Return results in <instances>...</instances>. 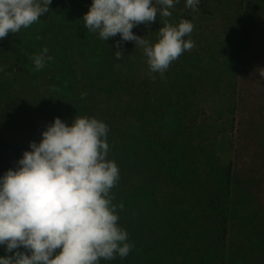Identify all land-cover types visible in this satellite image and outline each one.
<instances>
[{
    "label": "trees",
    "instance_id": "16d2710c",
    "mask_svg": "<svg viewBox=\"0 0 264 264\" xmlns=\"http://www.w3.org/2000/svg\"><path fill=\"white\" fill-rule=\"evenodd\" d=\"M63 2L52 0L33 29L0 39V177L54 118L68 126L95 118L108 127L106 159L119 169L112 204L133 245L126 257L98 264H264V91L248 71L252 55L239 52L225 85L197 49L152 73L134 42L121 45L118 60L119 34L104 41L83 20L59 22ZM44 48L52 59L37 71L32 57ZM235 94L239 111L215 127L205 103ZM230 124L234 154L223 162L215 140Z\"/></svg>",
    "mask_w": 264,
    "mask_h": 264
},
{
    "label": "clouds",
    "instance_id": "9594fccd",
    "mask_svg": "<svg viewBox=\"0 0 264 264\" xmlns=\"http://www.w3.org/2000/svg\"><path fill=\"white\" fill-rule=\"evenodd\" d=\"M51 3L0 0V39L37 23ZM198 4L199 0H186L193 11ZM173 6L174 0H93L83 21L88 31L98 32L104 41L120 35L116 59L124 56L121 45L131 41L143 48L150 72L163 74L195 46L184 39L193 31V23L181 20L173 26L166 21L155 44L132 29L141 24L148 27L158 13L170 17L168 9ZM47 52L44 48L32 57L37 71L46 59H52ZM259 74L264 76V69ZM107 132V125L95 118L75 117L68 126L56 117L39 143H29L31 150L24 151L16 168L0 177V245L11 253L0 257V264H98L101 258L129 254L133 245L117 225L110 194L119 180V169L106 159Z\"/></svg>",
    "mask_w": 264,
    "mask_h": 264
},
{
    "label": "rangeland",
    "instance_id": "374dc122",
    "mask_svg": "<svg viewBox=\"0 0 264 264\" xmlns=\"http://www.w3.org/2000/svg\"><path fill=\"white\" fill-rule=\"evenodd\" d=\"M64 1L57 8L56 19L59 22L69 21L77 25L83 22V16L89 11L93 2V0ZM252 4H255L256 14L251 12ZM168 10L171 12L170 17H162L158 13L156 21L148 27L139 25L140 32L137 36L144 37L153 44L159 39L157 27L160 29L166 21L173 26H178L181 20H187L183 13L190 15L192 16L190 22L193 23L194 28L185 40L190 39L194 42L195 46L192 50L197 49L198 56L207 66L212 67V71L220 70V73L226 77L223 85L227 80L235 79L239 52L244 49V54L252 55L248 71L256 76L257 90L264 91V76L259 74L260 69H264V0H199L196 11L186 6V0H178V2L174 0V6ZM34 25L36 23L28 28L33 29ZM28 28H21L20 31L26 32ZM144 64L146 66L145 61ZM145 66L143 64L140 66L141 72H145L147 69ZM233 103L234 110H232ZM238 104L239 94H235L231 100L220 97L208 101L205 103V108L211 123L223 129L227 120L231 121L236 111H239L237 107L240 104L239 106ZM172 124V121H166V126L171 127ZM234 140L231 124L218 133L215 147L221 161L227 162L233 157L232 141ZM170 264H176V262L172 261Z\"/></svg>",
    "mask_w": 264,
    "mask_h": 264
}]
</instances>
